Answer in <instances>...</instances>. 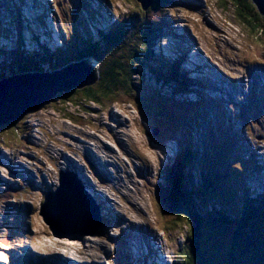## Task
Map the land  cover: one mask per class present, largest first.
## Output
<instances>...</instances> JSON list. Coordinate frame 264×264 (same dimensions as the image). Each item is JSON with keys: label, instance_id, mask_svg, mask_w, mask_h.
<instances>
[{"label": "rangeland", "instance_id": "1", "mask_svg": "<svg viewBox=\"0 0 264 264\" xmlns=\"http://www.w3.org/2000/svg\"><path fill=\"white\" fill-rule=\"evenodd\" d=\"M52 2L55 5V10L50 17L46 14L39 16L37 13L22 14L19 19H16L14 30H10L12 27H9L10 31L5 34L1 33L2 25L0 24V53L9 50L8 55L0 54L1 71L4 60L8 56L15 57L16 51L12 48L16 47L18 42H20L19 46L22 45L26 51H36L38 54H42L39 48L41 44L39 47L36 46L32 35L37 36L38 41H41L43 45L51 48L57 46L56 37L60 38L61 32L54 29L53 18H56L55 21L61 25L63 33L66 30L64 37L65 35L67 37L61 40L66 47L56 50L52 56L57 65L82 59L78 46L73 49L70 45L74 40V35H79L76 42L81 45L85 34L94 39L100 37V33L94 32L95 28L107 30L115 24V21L122 24L121 21L125 19V24L121 29L126 35L122 34L120 40L123 41L121 44L126 47L120 50L129 53L128 48H133L134 44L145 49V52L140 56V61L144 64L141 67L143 74L141 83H137V77L133 76L136 90L126 86L125 89L117 90V95L106 99L102 98L100 105L94 102L83 103L79 100L81 99L79 94L71 97L73 104L70 105L69 101L64 102L65 98L69 97L68 93L58 92L52 97L50 103H45L36 110L25 112L22 117L13 121V124L0 126V158H3L0 160V248L5 247L1 240L6 241L9 236L10 220L5 216L7 207L10 206L11 214H14L15 204L22 205L26 209V224L22 227L24 233H28L25 236L27 238H24L19 244L15 243L18 238L14 236L12 237L13 241L3 248L4 252L0 249V262L4 263L5 261L4 255H7L5 249L19 248L35 232L39 234L33 242H30L35 250H41L45 242L48 244L49 240L51 245L58 243L74 252H77L78 249L83 250L86 246H89L86 247L87 250L93 252L92 249H96L97 244L101 243L109 253L107 255L112 256L113 251L106 247V244L108 243V234L114 235L118 232L117 226H110L107 231L95 234V237L87 235L78 237L79 233L70 229L69 234L59 238L52 234L39 213L43 196L57 185L58 169L63 164H69L67 156L72 160H79L78 164L85 171L92 166L82 156L84 147H87L100 156L101 160H107L108 163L105 165L109 169L111 168L112 172H114L116 164L121 165L123 162L122 151L131 153L130 156H125V162L129 164L133 173L135 172L134 166L140 168L142 165L147 169L144 176L140 175V181L136 182V179L133 178V185L137 188V202L148 215V228L151 230L140 235L136 234L134 230L129 233L135 239L130 238L119 246L118 253L128 255L127 260L123 259V263L132 261L133 264H169V261L175 256L174 251L180 249L187 229L179 222L176 223L173 230H166L163 233L155 227L157 220L159 225L163 220L159 206L154 199L158 188L160 189V186L167 183L163 173L173 167L176 161H179L182 153L187 152L191 154V157L189 156L187 159L186 172L187 176H191L190 178L193 179L187 184H193L192 187L199 184L202 180V173H209L204 171L203 164L196 156L199 155L197 142L201 140L205 145L204 153L201 155L210 156L206 166H212L214 170L222 172V177H217L219 181L214 185L219 182H227L229 184L227 188H232L233 183L237 182L239 186L242 184L246 187L247 190L242 192V195L238 193L241 197L239 195L237 197V194L234 195L237 205H242L243 198H252L253 192L250 193L248 186L252 185L255 192L263 191V171L260 169H257V172L254 171L255 165L257 166L260 161H255L250 155L253 150H256L257 157H261L260 150L264 148V107L262 108L264 91L260 90V93L256 94L259 97L252 100L248 96L245 99H248L247 102L241 109L235 110L233 115L239 119L235 127L241 126L242 122L253 139L244 134L231 139V135L226 129V136L230 140L224 138L210 141L209 138H213L214 130H217L218 127L217 124H214V128L210 129L207 134L210 120L205 116L200 105L202 99L203 102L205 101L200 94L202 90L200 86L203 87V84L198 81L192 82L190 78L191 74L199 73H195L197 71L193 70L190 71L191 74L184 72L185 67L189 66L186 61L181 62V68H179L180 60L176 56L178 51L170 50V47L181 50L182 44H178V38L169 42L168 47L162 48L158 42L162 35L160 34L157 41L156 37L162 30H169L173 25L176 26L179 21L181 27H187V31L191 33L192 45H197L203 51L204 56L209 57L213 64L216 63L215 66L219 71L234 73L238 67L242 66L241 62H244L245 59L250 61L258 60V57L264 59V35H259L256 38L255 33L242 24L239 5L228 2L222 4L219 0H159L158 3L155 0L154 5H156L148 9V13L141 19L138 14L140 4L137 0H52ZM88 2H90V8L83 7ZM168 2L169 5H167ZM94 11H97L98 14L95 15ZM107 11H111L113 16H105ZM167 18L169 21H166ZM154 20L159 23L156 26L158 30L156 33L151 31L148 26L149 24L151 26ZM142 24L145 29L141 31ZM113 31L115 32L116 28ZM165 33L168 34V32ZM182 33L184 38L190 41L187 34L184 31ZM157 43L158 45H156ZM184 44H186V48H189L188 54L191 55L190 51L195 50L191 47L194 46L189 42ZM105 52L96 54L100 58ZM164 54L166 61H163L162 58ZM192 58L194 59V57ZM150 60V68H147L146 65ZM28 61L36 63V59H28ZM45 64L41 63L40 65L48 69ZM27 67L19 69L27 70ZM10 68L14 69V65ZM8 70L5 68L6 75H9ZM20 70V73L23 72ZM197 70L199 69L197 68ZM107 72L105 78H109L110 71ZM183 81L184 84L189 83L187 88L182 86L181 82ZM192 97L202 99L198 100L195 105L184 101L186 98ZM198 115H201V118ZM14 125L16 131L12 130ZM103 143L115 149L113 152L109 149L111 152H106L109 155L107 157L98 151V146L103 147ZM81 157L85 164L80 159ZM17 163H22L30 170H39L42 177H34L29 174L32 178L24 175L23 179L17 173L14 174L13 167ZM260 164L264 165V161ZM249 175H253V177L248 179ZM128 181L131 186L130 177ZM241 189L239 187L238 190ZM211 194V189L206 191V199L204 198L202 202L210 205L214 203V207H216L217 201H220L224 191L216 188L214 198H211ZM97 195L99 202L106 204L103 195L100 193ZM254 196L257 197V195ZM23 204H28L30 207ZM108 216L111 217L110 214ZM209 224V222L207 225L203 223L200 241L202 248L213 244L211 239L213 234L208 227ZM77 258H82V256H75V259Z\"/></svg>", "mask_w": 264, "mask_h": 264}, {"label": "trees", "instance_id": "2", "mask_svg": "<svg viewBox=\"0 0 264 264\" xmlns=\"http://www.w3.org/2000/svg\"><path fill=\"white\" fill-rule=\"evenodd\" d=\"M158 1L156 0V3ZM219 1L222 4L228 2L239 5V8H237L240 9L242 14V24L255 33L256 38L259 35H264V14L259 12L252 0ZM169 4L168 2L167 5ZM155 5L153 3L148 9H151ZM138 11L140 19L148 13L141 6ZM125 21L123 19L121 21L123 22L122 24L115 21L114 25L104 31L97 30L100 33L98 39L85 34L81 45L76 42V38L79 35H74L76 37L70 43L71 47L74 49L78 46L82 58L92 56L98 62V78L93 84L63 93H68L69 96L67 99L65 98L64 102L69 101L70 105H72L73 100H71V97L79 94L81 97L79 100L83 103L94 102L100 105L102 98L106 99L117 95V90L125 89L126 86L135 89L133 76L137 77V83H141L143 74L141 67L144 64L141 63L140 56L145 52V49L140 45L134 44L133 48H128L129 53L120 50L126 47L121 44L123 41L120 40L124 34L126 35L123 29H121ZM152 22L154 23L148 26L151 31L156 33L158 31L156 26L159 23L156 20ZM115 28L116 31L114 32L113 29ZM143 29L145 28L142 24L140 30L142 31ZM96 45L97 49L95 50ZM110 45L114 47L112 48ZM57 48L59 50L62 49L61 46ZM15 51V57L8 56L4 60L2 71L0 69V77L5 74V68L8 70L13 65L14 69L10 68L8 70L9 74L19 72L20 67L26 68V66H28L27 70L23 69L20 71H42L44 67L40 65L41 63H48L49 69L63 64L57 65L56 60L52 58L54 53L50 52L48 48L43 49L41 52L43 55H38L35 52L25 53L23 48L20 49L19 47ZM100 52L105 53L99 58L97 54ZM95 54L96 57H94ZM28 59H36V63L33 64ZM150 62L151 60L147 64L148 67ZM107 71H110L109 78H105L108 73ZM50 102L51 100L47 103ZM13 123L11 122L10 124ZM15 129L14 125L12 130L16 131ZM189 156L191 157L190 153H185V156L180 157V161L175 167H170L169 171L164 173L167 183L164 186H160V189L158 188V191L154 195L155 202H157L163 217L160 225L157 220L158 227L162 231L173 230L176 223L179 222L187 229L180 249L174 251L175 256L172 258V264H264V194H257V197L251 199L249 197L245 199L242 196V205H237L234 195L237 194V197L238 195L240 196L238 193L242 195V192L247 190L246 187L242 184L239 186L237 182L238 186L234 182L232 188H227V185H229L227 182H219L217 185H214L219 181L217 177H222V172L214 170L212 166H206L207 160H210L209 155L203 156L201 159L196 155L200 163L203 164L204 171L209 173L203 172L202 180L194 187H192L193 184L188 185L187 183L192 178H190L191 176H187L184 167L187 165ZM239 187L242 189L238 190ZM216 188L224 191V194L220 197V201H217L218 205L214 207V203L210 205L202 202L204 198L206 199V191L208 192L210 189L212 192L211 198H214ZM199 190L202 192L200 193ZM208 205L210 206L208 207ZM208 222L210 223L208 227L213 234L211 238L213 244L202 248L203 246L201 247L200 241L203 233V223L207 225Z\"/></svg>", "mask_w": 264, "mask_h": 264}, {"label": "water", "instance_id": "3", "mask_svg": "<svg viewBox=\"0 0 264 264\" xmlns=\"http://www.w3.org/2000/svg\"><path fill=\"white\" fill-rule=\"evenodd\" d=\"M252 1L264 14V0ZM137 2L146 11L154 0ZM97 78V68L84 58L52 71H28L1 79L0 126L15 121L25 112L38 109L58 92L83 88L93 84ZM40 215L58 237L69 234L70 229L79 233L78 236L94 234L101 225L96 207L70 173L60 174L59 185L45 196Z\"/></svg>", "mask_w": 264, "mask_h": 264}, {"label": "bare ground", "instance_id": "4", "mask_svg": "<svg viewBox=\"0 0 264 264\" xmlns=\"http://www.w3.org/2000/svg\"><path fill=\"white\" fill-rule=\"evenodd\" d=\"M45 47V46H44ZM193 56H191V55H189V58L191 59V60H193V58H192ZM88 62L92 65V66H95V67H97V64H98V62L95 60V59H93V58H88ZM187 62V61H186ZM188 62H190V61H188ZM191 63V62H190ZM189 64V63H188ZM190 67H192L191 65H189ZM203 66V64H201V65H198V67H202ZM197 67V68H198ZM192 68H194V67H192ZM198 69H200V68H198ZM193 71H196V70H193ZM195 73H197V72H195ZM200 75V74H199ZM201 76V75H200ZM154 94V93H153ZM163 105V104H162ZM23 116V115H22ZM79 175H81V178H82V174H79ZM83 179V178H82ZM255 195H257V194H255ZM258 196V195H257ZM103 197V196H102ZM102 213H103V211H102ZM48 226V225H47ZM49 227V226H48ZM50 229V228H49ZM51 232H53V231H51ZM53 234V233H52ZM54 235V234H53ZM23 237V236H22ZM133 239H135V238H133ZM142 248V247H141ZM4 262H6V261H4ZM81 262H84L83 261V259H81ZM1 263V262H0ZM4 264V263H3Z\"/></svg>", "mask_w": 264, "mask_h": 264}]
</instances>
